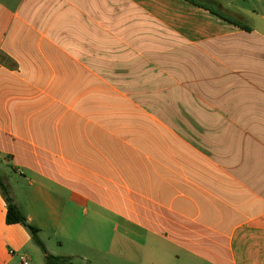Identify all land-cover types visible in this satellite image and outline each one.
<instances>
[{
    "label": "crops",
    "instance_id": "crops-1",
    "mask_svg": "<svg viewBox=\"0 0 264 264\" xmlns=\"http://www.w3.org/2000/svg\"><path fill=\"white\" fill-rule=\"evenodd\" d=\"M227 7L0 0V175L50 254L264 264V0ZM6 218L0 264H45Z\"/></svg>",
    "mask_w": 264,
    "mask_h": 264
},
{
    "label": "trees",
    "instance_id": "trees-1",
    "mask_svg": "<svg viewBox=\"0 0 264 264\" xmlns=\"http://www.w3.org/2000/svg\"><path fill=\"white\" fill-rule=\"evenodd\" d=\"M186 1L192 3L196 6L206 8L202 4V0H186ZM207 10H209L211 13L221 17L222 19H224V20H226V21H228V22H230L236 26L242 27L243 29L248 30V31L250 30V28H248L247 26L240 25L239 23H236L234 20L225 18L222 15L221 11L218 9H207ZM0 193L2 194L4 200L7 204V218H6L7 224H9V225L20 224L28 230V232L32 238V241L42 251V253L44 255L45 264H71V260L69 258L54 256L48 252L46 246L44 245V243L41 241V239L39 237L40 229L28 222L26 215L17 206V204H16V202H15V200L11 194L10 189L4 183L1 175H0Z\"/></svg>",
    "mask_w": 264,
    "mask_h": 264
},
{
    "label": "rangeland",
    "instance_id": "rangeland-1",
    "mask_svg": "<svg viewBox=\"0 0 264 264\" xmlns=\"http://www.w3.org/2000/svg\"><path fill=\"white\" fill-rule=\"evenodd\" d=\"M232 0H202V4L206 7H209L210 9H218V10H222L221 8H227L230 9L228 6L229 2H231ZM226 14H229V12H225ZM114 79H120V76H115L113 77ZM128 80V79H127ZM127 83V82H126ZM151 90V89H149ZM122 94V93H121ZM139 94H144V99L146 101H152L154 99H158V101L162 100L161 97L157 96L158 94H156L154 96V94H152V91H145L144 93L139 92ZM120 101V100H116ZM128 113V109H121V108H114V116H121V115H126ZM36 250L38 255H43L42 251L40 250V248H38L37 246H33ZM96 258V262L95 264H103L100 263L99 258L97 257V255H95ZM29 264H39L34 258H29ZM72 264H84L83 260L80 257H76L74 259H72Z\"/></svg>",
    "mask_w": 264,
    "mask_h": 264
},
{
    "label": "built area",
    "instance_id": "built-area-1",
    "mask_svg": "<svg viewBox=\"0 0 264 264\" xmlns=\"http://www.w3.org/2000/svg\"><path fill=\"white\" fill-rule=\"evenodd\" d=\"M22 264H29V259L28 258H22Z\"/></svg>",
    "mask_w": 264,
    "mask_h": 264
}]
</instances>
